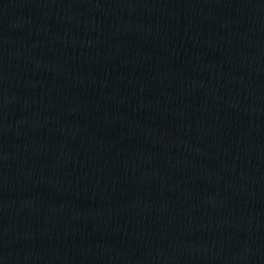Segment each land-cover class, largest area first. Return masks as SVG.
Here are the masks:
<instances>
[{"label": "water", "instance_id": "95a60500", "mask_svg": "<svg viewBox=\"0 0 264 264\" xmlns=\"http://www.w3.org/2000/svg\"><path fill=\"white\" fill-rule=\"evenodd\" d=\"M0 264H264V0H0Z\"/></svg>", "mask_w": 264, "mask_h": 264}]
</instances>
